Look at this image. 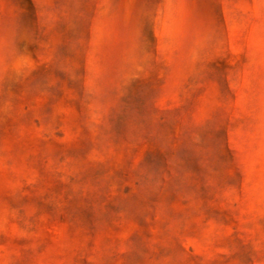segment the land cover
Returning a JSON list of instances; mask_svg holds the SVG:
<instances>
[{"label":"rangeland","instance_id":"obj_1","mask_svg":"<svg viewBox=\"0 0 264 264\" xmlns=\"http://www.w3.org/2000/svg\"><path fill=\"white\" fill-rule=\"evenodd\" d=\"M0 264H264V0H0Z\"/></svg>","mask_w":264,"mask_h":264}]
</instances>
